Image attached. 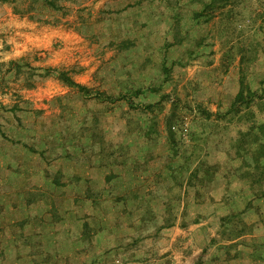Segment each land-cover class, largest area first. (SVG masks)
Returning a JSON list of instances; mask_svg holds the SVG:
<instances>
[{
    "label": "crops",
    "instance_id": "0c3cea01",
    "mask_svg": "<svg viewBox=\"0 0 264 264\" xmlns=\"http://www.w3.org/2000/svg\"><path fill=\"white\" fill-rule=\"evenodd\" d=\"M26 19L6 59L33 50L42 67L88 65L87 33L23 27ZM144 32H126L120 40L134 36L135 45L101 70L67 69L90 95L65 85L66 107L48 99L25 127L17 118L34 120L31 112L0 114V264H264V157L255 155L264 136L241 143L250 121L230 112L238 75L214 81L199 66L180 83L173 70L152 91L163 82L154 40L167 35ZM147 46L158 50L149 64ZM185 50L172 47L170 59ZM253 116L264 122V111ZM178 119L192 131L183 141L170 130ZM233 215L249 230L223 239Z\"/></svg>",
    "mask_w": 264,
    "mask_h": 264
},
{
    "label": "rangeland",
    "instance_id": "374dc122",
    "mask_svg": "<svg viewBox=\"0 0 264 264\" xmlns=\"http://www.w3.org/2000/svg\"><path fill=\"white\" fill-rule=\"evenodd\" d=\"M121 1L82 0L79 3H74L70 0H56L60 5L59 10L53 9L42 0L0 1V114L7 112L15 114L14 111H17L16 113L31 112L34 120L30 118L20 122L25 127L31 121L37 119L38 122L42 119L43 112L47 111L48 99L53 101L56 98L55 103L59 106L57 99L66 98L70 94L67 93L68 91L65 92V85L59 80L57 74L45 77L41 73L42 68L52 67L47 68L37 64L46 60L43 56H39V52L29 50L24 56L17 59L5 58V55L16 46L13 39L20 37V34L16 35L17 31H15L20 26V21L25 22L24 20L27 18L26 23L28 24H22L23 27L33 24L37 28H58L60 26L69 28L71 25L75 26L77 32L87 33L89 47L94 46L95 49L86 56L88 65L76 62L73 66L56 68L67 71L68 68L74 67L72 70L77 74L84 71L83 67L85 69L94 68V71L101 70L106 61L114 57L115 51L118 50L117 46L123 43L120 39L124 37V33L132 30V26L121 22L116 15H113L110 20H105L109 9L121 10L123 18L128 16L131 18L161 17L163 28L161 26L153 32H164V34L167 33V23L171 22L169 18L171 11L178 13L179 18L175 17V21L172 20L176 24L172 28L170 27L176 36L171 43H178L185 36L183 32L187 29L191 34L189 37L192 38L189 42L190 47L193 45L195 49L193 52H198L196 56L193 53L192 58L186 59V64H189V67L184 69V65L177 64L173 69L174 78L177 81L180 80V83L186 81L187 77L193 76L197 67L202 66L208 71H213L218 80H222L230 72H235L238 77L243 74L246 82L252 86L257 88L260 87V84L264 86V0H226L225 2L219 0V4L214 8L207 9L204 8V4L211 0H180L179 5L174 8L166 6L164 2L166 0H142L140 3L142 6H136L139 0ZM124 3L125 6L129 4L134 8L129 13H125L122 10ZM203 8L205 15L200 17L199 23H195L191 17L189 21L185 20V15L201 12ZM15 18L18 19L15 21ZM182 19L185 20L183 24H181ZM136 20H140V18ZM138 26L140 25H137V32L142 30ZM24 30L28 29L24 28ZM119 31L120 33H118ZM154 42L156 47L160 42L163 44L160 38H155ZM189 43L187 42L186 46L189 47ZM156 47L154 52L157 50ZM55 48H58L57 45ZM160 54L164 56V52L161 51ZM20 67H22V71L19 70ZM94 78L100 79L99 77ZM49 82L50 85H48ZM46 89H50V91L47 92ZM177 93L183 95L179 88ZM172 97L177 98L174 95ZM263 97L259 96L260 106L256 107L255 104H251L250 108L244 106L240 111L243 109L245 112H263ZM63 106L66 107L64 101ZM180 138L182 141L186 139L185 137ZM231 219L230 223L233 227H238V219Z\"/></svg>",
    "mask_w": 264,
    "mask_h": 264
},
{
    "label": "trees",
    "instance_id": "16d2710c",
    "mask_svg": "<svg viewBox=\"0 0 264 264\" xmlns=\"http://www.w3.org/2000/svg\"><path fill=\"white\" fill-rule=\"evenodd\" d=\"M0 1H3V0H0ZM44 1L47 5L51 6L53 9H56V10H59L60 8V5L57 4L56 0H42ZM74 3H79L80 1L82 0H70ZM142 0H139L137 3L138 5L136 6H142L140 3H141ZM226 0H222V2H225ZM166 3V6L168 7H171V8H174L176 7V5H179L180 3V0H176V1H172V0H166L164 1ZM221 3V2H220ZM219 4V0H211L210 2L208 3H205V9L207 8H214L215 5ZM126 10H128V8L132 9L134 8L133 5H127L126 7ZM204 8L202 9L201 12H195L193 13L192 15H185V20L186 21H189L190 17L192 18L193 21H195V23H199L200 21V17L201 16H204ZM172 13L169 15V18L171 19V22L167 23V33H165L167 35V40H165L163 42V44H161V47L158 49L160 52H164V56L161 55V60H160V64H159V69L162 73V80L163 82L161 84H158L157 85H154V86H149L150 90L152 91H158L160 88H162V84H164L166 81L170 80L172 78V71L173 69L175 68V66L178 64L180 66H185L186 65V59L188 57H191L195 54V56L198 54V52H193L195 51V49L193 48V45H191L190 47V41L192 40L191 37H189L191 34L190 32H188L187 29L184 30L183 34L185 36H183V38L178 42V43H171L173 42V38H175V34L173 32L172 29H170V27L172 28L174 26V23L173 21H175V17L179 18L178 16V13L176 11H171ZM109 13L108 15L106 14V18L105 20H110V18H112L113 15H116L117 18H119V20L121 21L123 16H122V11L121 10H112V9H109V11L107 12ZM204 14V15H203ZM133 18V23H132V30H129L127 31V33H135L137 34V25H140L138 26V28L142 29L143 32H147L149 33V35L153 34V31L156 29V28H159L162 26L163 28V24H162V18L161 17H158V16H151V17H132ZM140 20H136V19H139ZM173 20V21H172ZM184 19H182L181 21V24H183V21L185 22ZM169 21V20H168ZM185 25V24H184ZM136 27V28H135ZM144 32V33H145ZM120 33V31L118 32ZM125 35V33H124ZM165 35V36H166ZM172 37V38H171ZM191 38V40H190ZM123 43L122 44H119L117 46V49L118 51L120 50H123V49H127V48H131L135 45V42H136V38L134 36L130 37V38H127L124 40H121ZM189 43V47L186 46V50L184 52V55L177 58V59H173L171 60L170 57H169V52L171 50L172 47L174 46H185L186 43ZM171 43V44H170ZM198 43L196 42V45ZM151 46H147V50L149 51L150 53V57H148V64L151 62V59L153 57V55L155 54V52L153 50H151L150 48ZM159 52V53H160ZM194 53V54H193ZM180 63V64H179ZM22 67L19 68V70L22 71L21 69ZM41 73L44 74L45 77H48V76H51L53 74H57L59 80L64 84V85H67L71 88H74L76 89L78 92L80 93H84L86 95H90L91 94V89L85 87V86H82L81 84H78L73 78L72 76L69 74L68 71H65V70H60V69H54V68H49V69H41L40 70ZM36 72H38L36 70ZM212 76L210 75L209 78H213V80L215 81H218V78L216 76V74H214V72L212 71ZM240 78L238 81H239V85H240V90H239V93L237 94V96L235 97L233 103H232V106L230 108V112L232 113H238V112H241V107H246V108H250L251 104H255L256 107L260 106L261 104V99L259 98V96L262 98L263 97V93H264V86L263 84H260V87L257 88L255 86H252L251 84H248L243 76V74L240 75ZM260 92V93H258ZM96 96H104V94L102 93H99L98 91L96 92ZM166 97V96H164ZM264 98V97H263ZM59 100V101H58ZM57 101L59 102V106L60 107H63V109L65 108V106H63V99L62 98H58ZM198 106V112H204L206 110H204L202 108V106L200 105H197ZM22 110V109H20ZM238 110V112H236ZM243 111V109H242ZM17 111H14V117H16V113ZM245 112V111H243ZM251 112V111H250ZM245 112L246 115L248 116V119H249V128L250 130L247 132V134H243L242 137H241V143L244 144V146L246 145H253V143H257V142H260V137L261 136H264V122L262 123H259L258 121H256L255 117L253 116L255 113L253 112ZM9 113V112H8ZM19 113V112H18ZM17 118V117H16ZM185 119H178L176 121H174L173 125L171 124V127H170V130L172 133H174L175 135L179 136V137H183L182 136V133L181 131H175L172 129V127L174 125H178V126H181L183 125ZM17 121H18V124L19 126H22V124L20 123L21 122V118H17ZM189 124V123H188ZM2 126L0 124V134L4 137V138H8L6 133L3 132L2 130ZM192 131H191V128H190V125H189V136L191 135ZM247 149H249V147H247ZM256 153L258 154V161H260L259 159L262 160V157H264V143L263 142H260V146L257 148V150H255V155ZM58 182V181H57ZM231 218H237L238 219V216H231L229 217V220L228 218L227 219H224L223 221V224L225 226V223L229 224L232 219ZM227 220V221H226ZM230 231L226 230V231H223L222 233V237L223 239H229V240H234V239H237L239 238L242 234H244L245 232H247L249 230V228L247 226H244L242 224V222H240V220L238 219V227L234 226V227H230L229 228ZM238 244H234V246H237ZM220 248H225V249H229L227 248L226 246H222ZM231 248H235V247H231ZM237 252L239 253V250H237Z\"/></svg>",
    "mask_w": 264,
    "mask_h": 264
},
{
    "label": "built area",
    "instance_id": "2783aa9c",
    "mask_svg": "<svg viewBox=\"0 0 264 264\" xmlns=\"http://www.w3.org/2000/svg\"><path fill=\"white\" fill-rule=\"evenodd\" d=\"M172 129L175 131H178V130L181 131L182 136L185 138H187L189 136V134H188L189 133V124H188V122L183 123V125H181V126L174 125L172 127Z\"/></svg>",
    "mask_w": 264,
    "mask_h": 264
}]
</instances>
